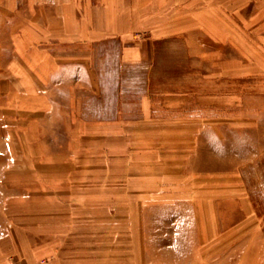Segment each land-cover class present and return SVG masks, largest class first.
<instances>
[{"label": "crops", "instance_id": "1", "mask_svg": "<svg viewBox=\"0 0 264 264\" xmlns=\"http://www.w3.org/2000/svg\"><path fill=\"white\" fill-rule=\"evenodd\" d=\"M179 1L0 0V264H143L156 205L191 211L199 255L216 241L225 135L257 113L229 81L251 56ZM108 46L145 72L136 116L86 115Z\"/></svg>", "mask_w": 264, "mask_h": 264}, {"label": "rangeland", "instance_id": "2", "mask_svg": "<svg viewBox=\"0 0 264 264\" xmlns=\"http://www.w3.org/2000/svg\"><path fill=\"white\" fill-rule=\"evenodd\" d=\"M170 8L188 13L199 11L204 22L213 16L218 25L224 27L220 28L224 39L235 44L226 55L244 60L242 52L250 53L252 76L236 79L233 84L229 81V89L233 85L236 92L249 94L250 107L257 113L251 115L250 129L228 131L225 135L228 141L224 149L226 157L225 160L218 158L217 163L228 168L233 165L238 177L234 180L236 186L232 193L217 202L220 226L218 237L207 248L208 252L199 255L196 250L197 239L193 227L188 225L191 211L156 205L145 211L148 216L145 213L142 227V263L264 264V0H180L171 3ZM110 49L113 51L111 56ZM106 53L107 57L99 64L102 73L100 94L84 102L86 115L110 118L117 116L120 110L124 112L120 116H136L137 94L143 87L145 72L138 68L120 69L112 46H108ZM187 63L209 71L207 62L188 58ZM118 74H122L121 84L115 80ZM245 203L247 208L243 209ZM175 219L184 221L186 226H178ZM9 262L15 264V259L11 257Z\"/></svg>", "mask_w": 264, "mask_h": 264}]
</instances>
